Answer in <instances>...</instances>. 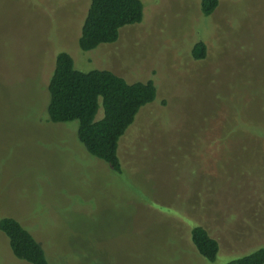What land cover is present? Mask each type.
<instances>
[{"label":"rangeland","instance_id":"obj_1","mask_svg":"<svg viewBox=\"0 0 264 264\" xmlns=\"http://www.w3.org/2000/svg\"><path fill=\"white\" fill-rule=\"evenodd\" d=\"M140 1L141 22L82 51L89 0H0V217L49 264H226L264 246V0H218L208 16L201 0ZM62 51L80 71L156 86L120 139V173L87 152L77 120L48 118ZM196 225L215 260L193 246ZM0 264H29L1 231Z\"/></svg>","mask_w":264,"mask_h":264},{"label":"trees","instance_id":"obj_2","mask_svg":"<svg viewBox=\"0 0 264 264\" xmlns=\"http://www.w3.org/2000/svg\"><path fill=\"white\" fill-rule=\"evenodd\" d=\"M218 0H201V12L208 16ZM140 0H89L78 39L82 51L117 40L122 27L141 22ZM206 47L194 44L192 57L200 60ZM48 118L52 122L78 121L77 136L87 152L106 162L115 173L122 171L118 145L140 109L156 96L151 80L128 82L107 69L80 71L74 68L67 52L55 56L54 68L47 84ZM101 118H96L99 107ZM0 231L7 239L12 255L29 264H49L46 252L34 236L14 217H0ZM190 239L199 255L213 261L218 242L201 225L190 230ZM226 264H264V246Z\"/></svg>","mask_w":264,"mask_h":264}]
</instances>
